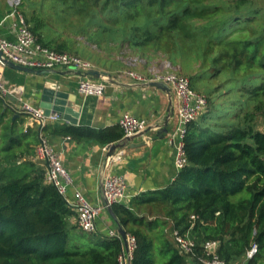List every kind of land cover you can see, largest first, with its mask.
Instances as JSON below:
<instances>
[{"label":"trees","instance_id":"16d2710c","mask_svg":"<svg viewBox=\"0 0 264 264\" xmlns=\"http://www.w3.org/2000/svg\"><path fill=\"white\" fill-rule=\"evenodd\" d=\"M68 1L69 10L86 17L76 34L87 43L110 44L111 52L115 44L127 47L147 64L166 57L207 97L206 109L187 125L188 163L173 183L112 206L117 224L136 238L132 264H203L207 241L219 242L226 264H264V6L258 0ZM22 14L43 46L81 54L68 39L57 43L61 32L36 12ZM96 57L95 67L106 66L107 58ZM0 103V264H117L119 239L72 224L75 210L46 181L45 169L28 160L39 127L19 128L6 100ZM46 131L103 146L124 138L120 125L55 124ZM168 227L190 235L192 255L180 253Z\"/></svg>","mask_w":264,"mask_h":264},{"label":"crops","instance_id":"0c3cea01","mask_svg":"<svg viewBox=\"0 0 264 264\" xmlns=\"http://www.w3.org/2000/svg\"><path fill=\"white\" fill-rule=\"evenodd\" d=\"M8 13L7 2L0 1V36L7 40H14L15 36L9 29V22L1 25ZM64 39H67V36L61 33L57 43ZM117 59L122 58L117 56ZM102 67L95 68L109 72L110 77L104 80L106 89L101 97L79 94L80 73L64 67H57L50 70L48 74L39 75L7 66L4 75L10 84L23 86L24 99L39 107H41L45 83H58L60 89L69 94V99L75 101L74 110L80 114L77 124L73 126H88L95 129L114 127L119 125L120 117L126 112L149 120L151 126L149 131L115 143L123 144V146L111 156H109L108 146H103L96 141L79 143L70 138L54 136L49 131L45 132L51 144L62 156L65 168L74 179L75 185L68 193L71 200H73L72 191L78 188L89 201L96 205H103L105 203L103 182L109 173H114L126 177L130 195L127 202L129 205L135 197L145 192L164 189L175 180L177 170L171 134L178 122L177 110L180 101L174 92L172 95L168 94L129 76L128 67L123 60L116 63L110 61V65L106 63V66ZM138 71H141V68ZM6 102L10 115L13 121L17 120L19 128L25 130L38 128L36 124L29 121L16 97H8ZM0 106H2L1 103ZM15 116L17 117L14 119ZM166 123H168L167 132L161 129L166 126ZM55 124L72 125L63 117L61 121L50 122L48 125ZM36 147L37 145L35 149ZM37 165L43 167L41 162ZM70 222L76 224L77 215L71 217ZM97 227L99 233L106 235L111 230H118V224L109 209L102 211L97 219ZM170 230L172 232V229Z\"/></svg>","mask_w":264,"mask_h":264},{"label":"built area","instance_id":"2783aa9c","mask_svg":"<svg viewBox=\"0 0 264 264\" xmlns=\"http://www.w3.org/2000/svg\"><path fill=\"white\" fill-rule=\"evenodd\" d=\"M23 1L7 0L9 13L1 22V25L9 22V29L13 32L15 39L7 40L0 36V53L3 54V58H0V98L6 100V98L11 96L16 97L29 121L39 127V143L34 154L29 156L28 160L34 163H42L45 169L46 181L49 184H53L75 210L79 227L85 232L94 233L98 231L97 219L102 211L109 209L114 204H127L130 195L126 177L122 174L114 173H109L105 177L103 182L105 203L103 205H96L89 201L78 188L72 191L73 200H71L68 197V193L72 189L71 187L75 185L74 179L65 168L62 156L51 144L44 132V128L50 122L61 121L62 117L57 113L47 116L43 108L25 100L23 86L10 84L5 79L4 72L7 67V60L17 65L37 70H52L57 67L68 68L80 73L79 94L97 97H101L105 93V78L95 79L87 75V72L95 68L90 60L73 53L59 52L39 43L20 10ZM127 73L137 81L146 84L153 81H165L180 101L177 110L178 122L171 134V140L175 148L174 163L178 173L188 163L184 146L187 125L196 121L206 109L207 97L191 87L188 76L175 71L157 74L150 78L131 70H128ZM119 125L124 131L123 140L143 133L151 127L148 119L136 117L129 112L122 114L119 119ZM192 218L195 219V216H192ZM109 235L118 238L121 242L117 264H132L134 250L137 245L135 236L127 233V238L124 240L118 230H111ZM171 236L180 253L184 255H192L194 253L196 243L188 233L172 229ZM218 247L219 242L207 241L204 244L205 258L201 259V262L203 264H226L217 254ZM256 251L257 248L254 246L248 256L252 257Z\"/></svg>","mask_w":264,"mask_h":264},{"label":"rangeland","instance_id":"374dc122","mask_svg":"<svg viewBox=\"0 0 264 264\" xmlns=\"http://www.w3.org/2000/svg\"><path fill=\"white\" fill-rule=\"evenodd\" d=\"M2 1V0H0ZM7 2V0H4ZM256 3L264 6V0H258ZM69 1L68 0H24L20 10L22 13L30 14L36 12L38 17L49 21L50 26L55 27L59 32L64 33L67 36V39L70 41V44H75L81 51V55L88 57L87 59L93 60L96 59L97 56H102L107 61V64L110 65L114 62H121L123 60L128 67V70L137 72L145 77H153L157 74H165L167 72L179 70L178 67H173L166 57H162L157 55L156 58H152L150 63H146L145 59L135 54L133 51L127 49V47L119 50V45L115 44L114 47L111 48L114 51L110 50V44H103L102 47L104 49H99V47L95 46L94 43L90 44L86 42V37L81 34H76L79 29V25L86 19L84 15H79L73 12V10H69ZM88 25V24H86ZM90 27L89 25L86 27ZM91 31H97L96 26L90 27ZM119 50V51H116ZM117 56H120L122 59H117ZM94 63V62H93ZM141 71H138L140 70ZM2 106H0V110ZM171 228L168 227V236L171 239ZM75 232V230H72Z\"/></svg>","mask_w":264,"mask_h":264},{"label":"water","instance_id":"95a60500","mask_svg":"<svg viewBox=\"0 0 264 264\" xmlns=\"http://www.w3.org/2000/svg\"><path fill=\"white\" fill-rule=\"evenodd\" d=\"M0 58H3L2 53H0ZM6 65L8 67H11V68H14V69H17L20 71H25V72L39 74V75H45V74H48L50 72V70H37V69H32V68L20 66V65L13 63L12 61H9V60L6 61ZM87 75L92 77V78H95V79H101V78H106V77L109 78L110 77L109 72L104 71V70H99L96 68L87 72ZM148 86L161 89V90H163V91H165L171 95L173 92L172 88L165 81H153V82L148 83ZM74 102L75 101H72L69 99V94L67 92L62 91L60 89V85L58 83H55V82H46L45 83V87L43 89L42 96H41L40 106H41V108H43L45 110V114L47 116L57 113L59 116L63 117V119L65 121H67L68 123H70L72 125H76L78 122V117L80 114H79V112L74 110V105H73ZM16 117L17 116H15L14 119ZM167 125H168V123H166V126L164 128H161L162 131L167 132V130H168ZM149 130H150V128H148L146 130V132ZM160 132H161V130H160ZM122 146H123V144H110V145H108L107 149L109 151V156L114 155L116 150ZM109 211L116 221V217H115V214H114L112 207L109 208ZM118 231L122 235L123 239L126 240L127 232L124 229V227H122L120 224H118Z\"/></svg>","mask_w":264,"mask_h":264}]
</instances>
